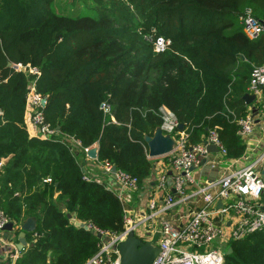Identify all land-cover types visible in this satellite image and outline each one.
Here are the masks:
<instances>
[{"label":"trees","instance_id":"1","mask_svg":"<svg viewBox=\"0 0 264 264\" xmlns=\"http://www.w3.org/2000/svg\"><path fill=\"white\" fill-rule=\"evenodd\" d=\"M77 1L67 13L53 0H0V208L13 221L36 220L26 233L31 245L13 264L85 262L101 237L71 216L108 232L122 228L126 202L82 176L83 147L96 144L95 160L138 186L152 165L144 135L166 113L188 145L214 128L226 157L245 147L235 120L249 110L242 95L252 65L264 64V32L246 38L240 15L248 8L264 22V0ZM158 35L169 39L162 51L152 45ZM28 66L38 70L35 90L56 129L48 138L26 133ZM227 246L222 264H264V225Z\"/></svg>","mask_w":264,"mask_h":264},{"label":"built area","instance_id":"2","mask_svg":"<svg viewBox=\"0 0 264 264\" xmlns=\"http://www.w3.org/2000/svg\"><path fill=\"white\" fill-rule=\"evenodd\" d=\"M240 23L248 39L264 32V22L254 17L248 8L240 15ZM168 43L169 39L161 35L152 40L155 51H162ZM27 69L31 76L27 78L24 109L37 136L48 138L56 129L44 119L41 106L45 97L35 90L38 70L30 66ZM247 92L254 95L252 103L257 111L252 115L249 107L247 113L236 118V133L245 143L244 150H254L257 142H249L254 125L264 130V64L252 65ZM42 97L43 103L40 101ZM101 106L103 110L108 109L107 104ZM159 126L172 137L173 145L164 154L150 157L152 161L159 160L160 168L153 184L154 192L148 198L149 210L145 217L170 212L178 205H185L187 209L185 215L177 216L176 220L169 217L159 220L157 251L149 264H222L230 239L241 237L264 225V144L259 154L245 165L222 170L211 179L199 180L191 174L192 169L203 165L212 167L214 161L220 160L218 157L226 158V148L217 130L208 129L199 141L188 145L187 133L177 127L178 122L171 113L162 116ZM208 143H213L217 150H207ZM88 147H83V151ZM209 154H212L211 159ZM101 165L110 172V163ZM112 175L117 183L114 192L121 202L127 199L131 191L139 188L136 177L123 170L116 168ZM82 176L89 178L84 173ZM155 192L160 195L158 206ZM122 220V228L117 232H108L85 223L95 233L99 232L101 237L96 251L88 257L86 264H119L117 243L125 238L128 230L135 232L139 222L131 217L125 207ZM7 221L12 220L0 208V231ZM103 236L106 238L103 239Z\"/></svg>","mask_w":264,"mask_h":264},{"label":"crops","instance_id":"3","mask_svg":"<svg viewBox=\"0 0 264 264\" xmlns=\"http://www.w3.org/2000/svg\"><path fill=\"white\" fill-rule=\"evenodd\" d=\"M250 107V106H249ZM23 122L25 125L26 133L27 136H35L38 137L36 134L35 129L30 125L29 123V118H28V113L27 110L24 109L23 111ZM256 129H254L255 131ZM258 134H256V137L251 136L249 139V142H257V146L254 148V150H249L245 148L243 150L242 154L234 157V158H229L230 161H228V157H226V160L228 163L224 166H218L216 163L220 160L214 161V164L212 167L210 166H201L199 168H196L195 176L197 179H199V176L202 175L204 179H211L213 178L216 173H219L222 170H231L234 168L241 167L251 161L254 157H256L263 144L261 138H257V135H264V130H261L258 128ZM39 138V137H38ZM74 143V142H70ZM95 145L96 144H92ZM91 146V145H90ZM248 148V147H247ZM211 159V157H210ZM152 165H151V170L150 173L146 176V178L143 180L142 185L139 186V188L136 191H132V194L128 195L127 199L125 198V208L128 210V213L133 217L134 219H137L138 225H141V228L143 230H137L134 232L135 235L139 236L141 239H149L153 243H157L159 239V220L164 218V217H169L172 220H176L177 216H174L173 214L180 211L182 213L186 212L187 207L185 205H178L173 211L170 212H164V213H157L156 215L152 217H145L146 212L149 210L147 207L148 204V198L153 194L154 188L153 184L156 178V174L158 172V169L160 168V163L158 159H153ZM244 160V161H243ZM78 161H80L81 166H82V173L86 174L89 178H94L97 179L98 181L104 183L105 185L109 186L112 190H114L117 187V183L113 177V175L106 171L101 163H99L95 158L89 157L86 153L84 156H81ZM84 164V167H83ZM89 166V168L85 169V166ZM233 165H236L234 167ZM94 167V168H92ZM97 167L100 168V171H97ZM43 180H47L44 178ZM200 180V179H199ZM24 192L21 191L20 189H17L14 191V194L19 195L22 197V194ZM156 206L159 204V197L160 195L156 194ZM54 203L63 209L64 205L62 200H54ZM27 217V216H26ZM73 216H71L72 218ZM17 221L12 220V225L11 228H3L0 231V264H13L15 259L21 255V252L26 249L27 246L31 245L32 243V238H30L25 232L24 233V239H25V244L20 248H16V242L18 238V232L20 230L19 225L21 221L24 219ZM35 219V218H34ZM178 223V222H177ZM36 224V220H35ZM154 237H157L156 242L154 241ZM106 238L103 236V239ZM48 255V252H47ZM28 264H34L33 262H29ZM82 264H86V261L83 262Z\"/></svg>","mask_w":264,"mask_h":264},{"label":"water","instance_id":"4","mask_svg":"<svg viewBox=\"0 0 264 264\" xmlns=\"http://www.w3.org/2000/svg\"><path fill=\"white\" fill-rule=\"evenodd\" d=\"M10 62L7 61V64ZM22 70V68H21ZM244 102L249 104L252 115L256 114L257 108L253 105L254 95L249 92H245L242 95ZM41 103L44 102V97L40 99ZM257 122V118H255ZM178 128H181V124L178 123ZM57 128V127H56ZM144 140L146 143V150L148 157H156L164 154L172 148L173 139L169 133L163 132L160 126L154 127L151 134L144 135ZM207 150L216 151L217 148L213 143H208L206 145ZM85 153L91 157L96 158V146H89ZM204 162V158L201 159V163ZM204 166V165H203ZM116 166L111 164L109 171L113 174ZM219 205V201H217ZM74 224H78L86 228L84 222L75 220L74 217L71 218ZM12 221H7L3 228H11ZM18 238L16 242V248L20 249L25 244L24 233L27 231H32L35 228V219L33 216L25 217L19 225ZM96 235L99 237L100 233L96 232ZM157 251V245L149 239H141L139 236L135 235L134 232L130 229L127 231L125 238L118 241L117 243V252L119 256V264H149L153 256ZM231 251V247L227 246L225 253Z\"/></svg>","mask_w":264,"mask_h":264},{"label":"rangeland","instance_id":"5","mask_svg":"<svg viewBox=\"0 0 264 264\" xmlns=\"http://www.w3.org/2000/svg\"><path fill=\"white\" fill-rule=\"evenodd\" d=\"M72 1H75V0H53V4H54V7L57 9V10H62L63 12H69V10L71 9V7H73V3H71ZM88 0H78L77 3L79 4H84L85 2H87ZM70 13V12H69ZM27 84H28V81H27ZM258 125H254V129H256L255 131L253 130L254 134L253 136L256 137V134H258ZM260 129V128H259ZM258 137L257 138H261L262 140V144H264V135H257ZM212 154H209V157H211ZM81 157V155H78L77 154V159H79ZM220 158V161H218L216 164L218 166H224L228 163V161H230V159L228 158V161L226 160V158H222V157H218ZM154 161V160H153ZM244 161V160H243ZM234 167H236V165H233ZM83 167H84V164H83ZM86 168H89V166H85V169ZM94 168V167H92ZM101 169L97 167V171H100ZM195 172H196V169H192L191 170V174L195 176ZM196 177V176H195ZM204 177L202 175L199 176V179L202 180ZM132 194V191L129 193V195ZM173 211V210H172ZM174 216H180V215H185L184 213L178 211L176 213L173 214ZM137 230H143L141 228V225H137L136 228H135V232ZM156 239L157 237H154V241L156 242Z\"/></svg>","mask_w":264,"mask_h":264}]
</instances>
